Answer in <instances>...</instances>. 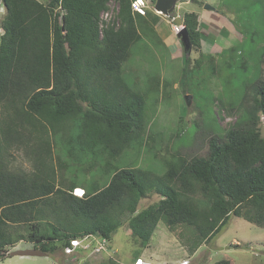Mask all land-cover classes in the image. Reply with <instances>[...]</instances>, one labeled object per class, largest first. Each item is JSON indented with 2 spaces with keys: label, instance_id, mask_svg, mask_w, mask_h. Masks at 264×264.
<instances>
[{
  "label": "trees",
  "instance_id": "16d2710c",
  "mask_svg": "<svg viewBox=\"0 0 264 264\" xmlns=\"http://www.w3.org/2000/svg\"><path fill=\"white\" fill-rule=\"evenodd\" d=\"M110 1L0 0V259L22 240L47 253L58 242L73 251L75 240L91 236L111 242L125 221L142 250L160 221L169 229H192L191 249L221 232L232 216L264 227V40L254 84L243 81L238 99L219 98L225 108L240 109L236 123L223 129L216 122L220 132L204 156L153 152L164 166L159 173L139 161L156 137L146 95L154 83L164 92L168 83L156 76L150 88L137 90L125 64L144 37L159 39L161 17L133 11L134 0H115L116 15L106 21ZM183 22L192 47L202 49L198 12H185ZM246 41L222 53H242ZM200 53L195 59L186 53L183 84L206 59L218 72L216 56ZM14 150L29 160V169L15 166ZM134 150L138 158L123 163ZM77 187L83 195L73 193ZM150 194L159 200L139 209ZM107 264L120 263L108 258Z\"/></svg>",
  "mask_w": 264,
  "mask_h": 264
},
{
  "label": "rangeland",
  "instance_id": "374dc122",
  "mask_svg": "<svg viewBox=\"0 0 264 264\" xmlns=\"http://www.w3.org/2000/svg\"><path fill=\"white\" fill-rule=\"evenodd\" d=\"M137 2L143 4L142 0ZM144 3L145 11L151 10L161 17L157 29L159 39L149 35L135 46L134 54L125 64V74L137 90L150 88L149 80L156 76H160L162 83H168L165 92L162 84L159 90L157 83H154L146 95L149 128L156 137L154 141L150 139V148L146 146L143 149L142 162L141 159L139 161L142 167L162 173L163 163L153 152L161 157L170 156L176 151L186 157L204 156L208 153L209 140L220 132L216 122L223 129L236 123L240 109L225 108V105L219 103V98L234 96L238 99L244 88L241 83L244 81L246 85L252 86L260 73L264 0H178L170 16L156 11L152 0H144ZM135 4L132 5L133 11L141 13ZM206 4L213 9H205ZM117 8L118 3L110 1L109 9L102 13V18L112 20ZM4 11L0 4V19ZM189 11H197L199 14L202 49L192 47L186 53L192 59L198 58L200 51L214 54L218 72H211L206 59L200 70L196 71V77L183 84L186 50L174 29L173 19L181 16L183 20L184 13ZM1 31L0 28V34ZM240 39L247 40L239 45L242 53H231L228 50L222 53L223 48L238 44ZM261 68L264 80V58L261 60ZM223 90L226 92L223 93ZM187 94L191 96L189 100L186 99ZM259 125L264 136L263 118ZM12 153L15 166L24 169L31 167L21 151L14 150ZM133 158H138L135 150L127 152L122 161L128 163ZM159 198L157 194H150L140 201L138 208H145ZM94 238L101 239L99 236L77 239L73 242V251L65 250L62 243L58 242L57 250L47 256H7L0 259V264H68L74 259V264H107L108 258H114L120 264H136L142 257L138 264H214L223 258L229 259L231 264H264V227L236 216L230 218L221 232L196 249H191L192 229L184 225L169 229L162 221L143 250L139 241L132 236L127 221L113 233L110 248L100 252L85 249L84 252L83 246L90 241L92 244L89 249H93L96 243ZM17 244L15 249L30 245L27 240Z\"/></svg>",
  "mask_w": 264,
  "mask_h": 264
},
{
  "label": "water",
  "instance_id": "95a60500",
  "mask_svg": "<svg viewBox=\"0 0 264 264\" xmlns=\"http://www.w3.org/2000/svg\"><path fill=\"white\" fill-rule=\"evenodd\" d=\"M178 0H156L155 2V10L160 13L170 16L174 13L177 7ZM205 9H213V7L209 4L205 5ZM174 23L181 26L180 31L178 32V36L181 38L184 49L187 53H189L192 49L191 40L189 37L188 30L186 26L183 24V20L181 16H176L173 19ZM190 95H186V99H190ZM10 256H45L48 253L41 250L40 248L32 247V248H23V249H13L9 252Z\"/></svg>",
  "mask_w": 264,
  "mask_h": 264
},
{
  "label": "built area",
  "instance_id": "2783aa9c",
  "mask_svg": "<svg viewBox=\"0 0 264 264\" xmlns=\"http://www.w3.org/2000/svg\"><path fill=\"white\" fill-rule=\"evenodd\" d=\"M135 3H136V0L133 1V4L132 5L135 6L136 5ZM136 8L141 13H144L145 12L144 9H142L140 6H138ZM174 29L178 33L180 31V29H181V26L174 23ZM76 191H77V189L75 190V193H77ZM94 239H95L96 243H95L92 251H94V252H100V251H102V250H104V249H106L108 247L110 248V242L107 239L102 238V237H101L100 240L99 239H96V238H94ZM95 241H93V242H95ZM91 244H92V242H89V243L85 244L83 246V249H89ZM139 261H141V260L138 259V262L136 264H138Z\"/></svg>",
  "mask_w": 264,
  "mask_h": 264
},
{
  "label": "crops",
  "instance_id": "0c3cea01",
  "mask_svg": "<svg viewBox=\"0 0 264 264\" xmlns=\"http://www.w3.org/2000/svg\"><path fill=\"white\" fill-rule=\"evenodd\" d=\"M137 5H139V2H137ZM161 24H162V22H161ZM157 29H159V26H158V24H157V27H156ZM168 44H169V42H168ZM178 50V49H177ZM77 190H84L82 187H77L76 188ZM19 243V242H18ZM30 245H28L26 248H32V247H34V244H33V242H28ZM17 245L18 244H16L14 247H12L13 249H15L16 247H17ZM110 246H111V244H110ZM74 250V249H73ZM84 252H86V251H84ZM49 254V253H48ZM47 254V255H48ZM10 255V254H9ZM47 255H45V256H47ZM142 259H143V257H142ZM68 264H71V263H68Z\"/></svg>",
  "mask_w": 264,
  "mask_h": 264
},
{
  "label": "clouds",
  "instance_id": "9594fccd",
  "mask_svg": "<svg viewBox=\"0 0 264 264\" xmlns=\"http://www.w3.org/2000/svg\"><path fill=\"white\" fill-rule=\"evenodd\" d=\"M143 1V4H141V3H139V5L138 6H140L142 9H144V0H142ZM136 3H137V0H136ZM133 4V3H132ZM144 11H145V9H144ZM145 13V12H144ZM77 194V193H76ZM83 194H84V190H83ZM83 194H77V195H83ZM140 260H142L141 258H140Z\"/></svg>",
  "mask_w": 264,
  "mask_h": 264
}]
</instances>
